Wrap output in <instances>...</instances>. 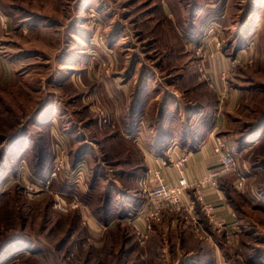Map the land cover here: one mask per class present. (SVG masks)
<instances>
[{"label": "rangeland", "instance_id": "374dc122", "mask_svg": "<svg viewBox=\"0 0 264 264\" xmlns=\"http://www.w3.org/2000/svg\"><path fill=\"white\" fill-rule=\"evenodd\" d=\"M204 55L213 87L197 71ZM217 60L239 94L223 140L236 172L218 180L237 226L217 228L195 203L198 231L177 211L140 229L117 199L114 180L131 169L118 155L134 153L120 138L163 106L179 125L178 99H194L183 89L214 91ZM62 200L74 208L54 209ZM216 259L264 264V0H0V264Z\"/></svg>", "mask_w": 264, "mask_h": 264}, {"label": "crops", "instance_id": "0c3cea01", "mask_svg": "<svg viewBox=\"0 0 264 264\" xmlns=\"http://www.w3.org/2000/svg\"><path fill=\"white\" fill-rule=\"evenodd\" d=\"M222 67H224V62L220 60L209 63L210 73L213 76L216 86L214 91L208 90L204 85L199 86V81H195L194 85L183 89L184 93L187 92V90H191L192 99H194L189 102V105H185V103L182 102L185 98H182V100L178 99L177 102L181 107L179 109L180 118L177 120L179 125L172 120L170 114L172 111L163 106L160 113L161 115L155 119L153 124H147L148 126L145 125L146 128L140 125L137 129L133 128L131 132H128V134L120 138V141L124 143L131 142L134 149V153L130 155L128 152L124 154L120 153V155H118L120 160L118 159V161H116L118 162L117 167H122V164L131 167L128 171L129 173H126L129 176L124 177L123 173L120 171V174H118L119 179L114 180L117 192L121 193L117 196V199L120 195L125 197L123 204L126 211L128 209L125 215L126 218L129 217L128 214H133L134 216L142 206L143 199L136 189L137 180L141 178L142 175H145L148 170L156 168L162 161L167 160L168 148L172 146L174 142H176L180 148L183 147L181 150L187 153L188 160L183 170L187 180L191 181L194 178L202 177L207 172L208 168L216 165V156L213 153V148L217 142H224V135L230 133L228 129L230 126V122H228L229 114L236 100H238L237 98L239 95H237L234 90L227 91L222 82L219 81L218 71L221 70ZM223 90L228 92L225 101L219 98ZM148 103L143 104L141 102L140 108L145 109V107L149 105ZM179 135H184L185 141L183 139V142L180 141ZM116 162H113V164ZM164 172L165 180L170 184H175L178 179V172L171 167H168ZM127 177H132V184L127 181ZM227 179V177H224L222 180ZM220 186L221 184H219L217 190L204 191L203 202L214 204L215 218L223 221L225 225L224 230L233 231L237 226L235 211L225 195L224 187ZM112 193L113 190L110 189L109 194L111 196ZM130 193L132 195L129 196ZM192 198L193 190H188L184 202L187 203V201ZM131 208L134 210V213H131ZM106 211H108L107 214L109 218L113 216L115 207L109 205ZM196 213H198V216L203 215L199 212V209H197ZM175 214L174 212H164L163 215L167 218V216ZM179 214L184 216L185 213L180 212ZM134 222L138 228H143L140 221L135 220ZM214 264H221L220 259H216Z\"/></svg>", "mask_w": 264, "mask_h": 264}, {"label": "built area", "instance_id": "2783aa9c", "mask_svg": "<svg viewBox=\"0 0 264 264\" xmlns=\"http://www.w3.org/2000/svg\"><path fill=\"white\" fill-rule=\"evenodd\" d=\"M220 44L217 45V48ZM209 54L208 57H212ZM206 56L201 57L200 63L197 66L198 74H200L203 81L208 83L209 87H213L211 83L210 74L205 68ZM227 73L222 71L221 78H226ZM213 153L216 156V165L207 169V172L200 178H194L191 181L187 180L184 175V168L188 160L187 153L174 142L168 148L167 160L162 161L156 168L148 170L145 175L137 180V192L143 199L142 206L133 216L136 220L144 225V230H150L152 225L160 222L161 215L164 212H185L184 220L195 227V231L200 229L198 220L194 217L195 203L201 205V209L209 222L213 223L217 228H224V223L215 218L214 210L215 205L208 202H203L204 191L217 190L218 180L225 174L236 172L235 171V157L225 147L224 142H217L213 148ZM54 169L52 176L63 166V160L56 157L54 162ZM171 167L178 172V179L175 184H170L165 180V170ZM79 178L82 176V170L74 167L73 172ZM237 186H240L243 177L237 173ZM50 183V180L48 181ZM188 190H193V198L184 202V198ZM75 205H68L63 200L53 204V208L60 212H68L73 209ZM189 220V221H187ZM143 233H139L141 236Z\"/></svg>", "mask_w": 264, "mask_h": 264}]
</instances>
